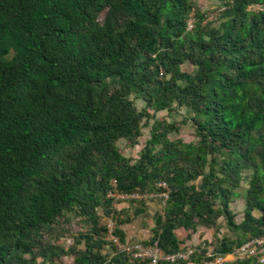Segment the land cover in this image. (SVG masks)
<instances>
[{"label":"trees","instance_id":"16d2710c","mask_svg":"<svg viewBox=\"0 0 264 264\" xmlns=\"http://www.w3.org/2000/svg\"><path fill=\"white\" fill-rule=\"evenodd\" d=\"M217 1L212 25L193 0H0V264H142L109 245L97 209L124 242L119 225L145 202L118 217L107 194L158 181L169 192L142 243L162 253L218 218L232 233L220 254L264 233V0ZM177 107L178 120L154 115ZM186 122L193 140L167 137ZM147 125L138 158L122 154L117 139L132 146ZM75 216L87 228L63 248Z\"/></svg>","mask_w":264,"mask_h":264},{"label":"rangeland","instance_id":"374dc122","mask_svg":"<svg viewBox=\"0 0 264 264\" xmlns=\"http://www.w3.org/2000/svg\"><path fill=\"white\" fill-rule=\"evenodd\" d=\"M194 4L198 7V9L200 11H202L203 13H205L204 16V20H207L209 22H211L212 25L215 24V18H216V8L219 4V2L217 0H193ZM180 67L182 69H191V66L188 65L187 63H184L182 65H180ZM134 105L137 109L141 108L143 103L140 100H134ZM188 113V110L185 109L184 107H177V110L173 113H171L170 115H166L164 110L158 111L156 112L154 115L157 118H164L166 120H178L180 118V115L186 114ZM148 129H149V125L141 127L140 131H141V135L137 138L136 140V144L130 146L128 144V141L123 139V138H119L116 141V145L117 147L120 148L122 154L129 156V158H132L133 160L138 158V153H139V149L143 146L144 140L148 137ZM167 137L169 139H173V138H181L184 141H189V140H193L194 139V134H193V128L191 126V124L189 122H186L184 124H181L178 131L176 133H170L167 135ZM248 174V171H244L242 173V180L239 183V186L237 188H235V191L238 192V194L233 197L231 199V201L228 204V208L231 210V212L234 214L233 219H235V221L238 223L240 222L241 219V214H242V210H243V200H242V194H243V189L246 185V182L244 181V178L246 177V175ZM161 199L159 198H152V199H146L143 200L145 202V209L142 213L139 214V216H141L142 220L145 221L144 223L148 224L150 223V221L152 220V216L155 212H159L161 210L162 207V203L160 201ZM114 207L115 209L117 208V204L118 202L121 201H127L129 203V205L127 207H124L122 210L125 209V211L127 212V216L131 217L132 215V211L135 207V205L137 204L138 200H135L136 202H134V204L130 203L128 198L127 199H123V200H114ZM146 203H153L154 206L152 207V209L150 210L146 205ZM98 210V215L100 216L99 218V222L100 224H104L106 225L107 223V219L109 217H104L100 214L99 209ZM254 214L257 215L256 211L253 212ZM125 213L124 211H122V213H118V217H124ZM138 216V217H139ZM137 217H132L131 220H134ZM111 219V218H109ZM112 222L114 223V220L111 219ZM217 225L215 227H203V226H198L197 228H195V230L193 232H191L190 230H183V229H178L176 230L174 233L177 237H181L184 239V241H186L185 239V233L188 232L189 233V237L188 239L191 240L190 243H196L198 240H204V241H209L211 244L214 243L215 239H219L221 237H229L232 235V233L229 231L228 227L225 225V222L222 218H218L217 219ZM69 223L67 224L68 226V231L67 233L64 232L63 234L61 233L58 236V239H56L59 243V245H61L63 248L69 247L70 245L73 244L75 238L77 237V233L82 232L84 229L87 228V223L80 220L79 217L75 216V217H69ZM154 224V223H153ZM115 225V223H114ZM113 225V226H114ZM149 235H150V230H149ZM133 240H139V241H143L141 239H132L129 240L133 241ZM127 242V243H128ZM82 243H79L77 245V248L81 247ZM109 245H107L106 247H104V252L105 251H112L110 249V247H108ZM71 260H72V256H64V257H60V262L61 264H71ZM40 262V257H37L35 259V263L34 264H39ZM46 264V263H44Z\"/></svg>","mask_w":264,"mask_h":264},{"label":"built area","instance_id":"2783aa9c","mask_svg":"<svg viewBox=\"0 0 264 264\" xmlns=\"http://www.w3.org/2000/svg\"><path fill=\"white\" fill-rule=\"evenodd\" d=\"M191 18L187 20V26L190 27ZM156 187L159 188L156 192H115L108 193L107 196L113 200H146L152 198H159L162 201L167 198L168 188L163 181H158ZM106 240L109 245L116 250L122 251L128 261L141 260L142 264H157L159 261L174 262L179 260H187L193 254L200 253L202 258L198 264H224L233 261H242L250 258L254 264H264V233L258 236H251L245 239L241 244L232 248L229 252L220 254L214 251L213 245L209 241L200 240L191 244L184 243L174 252L162 253L155 242L151 244H144L139 240L120 242L118 237L113 234V225L111 219H107Z\"/></svg>","mask_w":264,"mask_h":264},{"label":"crops","instance_id":"0c3cea01","mask_svg":"<svg viewBox=\"0 0 264 264\" xmlns=\"http://www.w3.org/2000/svg\"><path fill=\"white\" fill-rule=\"evenodd\" d=\"M128 205H129V203L127 201H121V202H118L117 208H118V210H120L121 208L123 209L124 207H127ZM146 205H148L147 207L150 210L154 206L153 203H146ZM122 211H124L125 216H126L127 212L125 211V209L121 210L120 212L122 213ZM138 216H139V214L137 216H135L137 218H135L134 220H131L132 219L131 218L129 220V222H124L121 225H119L122 229L124 240L127 242L129 240H132V239L146 240L149 236L150 228L154 225L153 221H150L149 224H148V222H147V224L144 223L145 221L142 220L141 216H139V217ZM177 238H181V237H177ZM190 241L191 240H189L187 238L186 241H184V243H189ZM198 241H200V240H198ZM227 263H230V262H227ZM185 264H193V263L187 262Z\"/></svg>","mask_w":264,"mask_h":264}]
</instances>
